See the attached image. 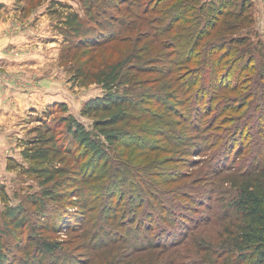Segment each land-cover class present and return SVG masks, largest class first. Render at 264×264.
Here are the masks:
<instances>
[{"label": "trees", "instance_id": "trees-1", "mask_svg": "<svg viewBox=\"0 0 264 264\" xmlns=\"http://www.w3.org/2000/svg\"><path fill=\"white\" fill-rule=\"evenodd\" d=\"M166 1H134L133 8L139 21L134 25L129 23L132 25L130 27L122 24L121 30H138L137 41L133 43L137 49L135 53L125 54L117 63L95 72L82 67L76 69L74 76H81L85 85L97 83L102 85L105 92L103 96L87 102L82 109V115L93 120L91 129L72 116L64 119L66 132L73 143L70 145L60 142L52 128L44 123L35 128L34 136L26 141L21 152L22 158L29 163L23 171L39 180L40 191L26 198L25 202L33 207L31 213L22 204L6 206L5 219L11 222L13 228L26 225L30 216L36 219L32 223H38L32 229L39 226L47 232L60 233L64 228L72 237L71 244L77 243L82 250L83 258L79 264H174L180 259L177 249L190 234L180 239H173L169 233L158 236L165 232L154 235V229L161 228L162 224L167 226L171 222L175 226L178 214L167 210L168 203L155 200L153 195L145 198L149 191L150 194L152 191L164 195L165 190L159 186L172 182V178H177L178 182L184 177L183 172L163 169L165 165L173 163L169 157V147L177 146L175 140L189 138L193 143L184 140L181 145L191 147L195 156L218 146H228L229 151L236 137L247 130L255 132L258 137L251 133L246 142L239 137V145L243 147L238 150L239 156L249 151L252 143L254 146L263 145L259 139L264 138V54L247 43L244 35L205 41L215 31L235 30L242 23H247L246 1L215 0L204 9L205 14L197 19L196 25L194 23L195 31L187 37L176 29L182 22L181 10L184 9L174 8L175 3ZM89 3L82 0L85 19H89L100 31L102 29L98 27L96 14L93 15ZM149 14H155V17L151 18ZM103 15L108 18L107 13ZM63 24L65 30L70 31L69 34L77 37L75 45L78 48L82 42H91L94 38L88 37L92 29L85 27V21L76 12L68 13ZM129 32L133 33L131 30ZM143 35L149 42L145 47H138L142 44L139 36ZM111 36L104 33L99 40H95L92 49L97 54L103 53L102 48ZM195 44L200 46V50H193ZM185 45L190 46L183 51ZM184 52H187L185 59ZM203 54L202 63L207 66V71L198 75L194 83L189 79H179L181 84L175 88L173 98L166 90L174 80L169 79L161 84L162 80L171 76L170 65L163 69L156 65L158 60L162 64L164 58L175 56L183 59L181 66L185 71L189 70L190 65H199L193 60L200 62ZM220 67L222 70L225 68V73L217 77L216 71ZM247 70H251L252 74L245 76ZM235 85L241 89L237 96L232 95ZM129 86H142L147 92L133 96ZM191 86L198 87L202 92L201 97L197 90L192 95ZM185 94L181 102L179 95ZM58 106L66 107L64 104ZM153 108L155 110L152 111ZM176 110H183L189 118H193L190 127L182 129L183 134L175 132L177 126L172 117L179 116ZM225 113L231 121L220 124L229 126L221 129L220 115ZM166 118L172 120L165 121ZM110 165L113 168L112 181H109L106 172ZM225 168L226 165L216 168L215 174L207 171L206 185H203V198L207 200L221 193L220 190L218 192V188L223 186L221 183L230 184L235 189L232 196L229 191L228 197L224 196L221 201H227V204H223L225 213L232 212L239 220L237 233L230 238V243L224 241L219 248L237 254L239 260L249 259L251 264H264V163L259 161L247 166L246 172L249 173L246 176L243 174L245 170L240 171L243 179L232 177L230 173L217 186ZM123 173L129 181V192L122 189ZM84 187L92 189L91 193L85 194ZM108 189L109 193H120L113 205L111 202L102 204L101 219L93 221L84 215L94 209L96 202L111 198L110 195L103 199V191ZM177 193L180 195L179 191ZM181 195L186 197L185 194ZM201 200L202 205H199L203 207L206 200ZM55 209L57 217L53 220L52 212ZM197 210L196 213L199 208ZM154 219L160 223L156 228ZM73 220L75 223H72ZM35 238L31 236L28 246L34 248L36 255L23 264H44L46 256H54L61 250L62 242L59 240ZM196 242L200 249L202 242L199 239ZM206 247L209 251L212 248L208 244ZM0 264H10L1 246Z\"/></svg>", "mask_w": 264, "mask_h": 264}, {"label": "rangeland", "instance_id": "rangeland-1", "mask_svg": "<svg viewBox=\"0 0 264 264\" xmlns=\"http://www.w3.org/2000/svg\"><path fill=\"white\" fill-rule=\"evenodd\" d=\"M11 1L13 2H11L12 4L9 7H7L8 4L1 3L0 10H8L7 14L11 17V24L13 25L16 23V19H18L22 24L21 30L23 31L24 29L26 35H29L31 36V39H36L38 41V43H35L32 46L29 45V48L33 51H40L45 58L46 63L43 65V74L58 80L63 83V86L59 91L51 93V95L58 98H54L52 101L48 100L40 107L34 105V107L25 110L24 128L20 140L16 143L20 150H13V152L6 157V168L0 170V246L4 253L8 255L10 264H23L29 257L31 260L33 255H36L34 248L28 246L31 236L36 237L35 240H43L44 238L50 237L53 240L61 241L62 246L61 250L57 251L54 256H46L44 264H79L83 258V255L81 254L82 250L77 243L71 244L72 237L67 234L68 232H65L64 228L60 233L47 232L39 226L32 229L33 225H38V223L34 224L36 219L32 216L27 218L28 223L23 227L13 228L11 222L6 220L3 214L6 206L14 207L19 204H22L30 213L33 211V207L28 205L25 201L27 196L37 195L39 193L40 184L39 180L34 176L24 173L23 169L27 168L29 163L22 158L21 152L25 148L26 141L34 136L35 128H37L38 125L46 123L52 128L60 142L65 144L69 143L70 145L73 143L66 132L67 123L64 119L72 116L81 122L87 129H91L93 120L88 116L82 115V109L87 102L103 96L105 92L102 85L97 83H89L88 85H85L81 76H74L76 69L82 67V69L86 68V70L89 69L91 72H95L102 68L109 67L113 63H117L125 57V54L130 55L137 51V49H135L136 46L133 43L137 41L135 37L137 36L138 30H132L131 28H128V30L126 28L123 29V31L121 30L122 24L130 27L139 21L137 19L136 10L133 8L135 0H86V3L90 1L89 4L93 9V15L96 14L97 22L99 23L98 25H100L98 27H101L102 29L100 31L95 25L90 23L89 19H85L82 0ZM149 1L151 0H140V2L145 3H148ZM214 1L215 0H167L166 3H175L174 8L182 7L184 9L181 10L182 22L176 29L187 37L188 34L195 31L194 23L196 25L197 19L205 14L206 10L204 9ZM245 1L248 4V22L244 24L242 23L238 29L235 30H226L222 33L215 31L205 41H213L215 39L219 41L230 38L234 35L235 37L244 35L248 39L247 43L253 45L260 54H264V0ZM121 2L124 4H121ZM193 9H195V12ZM133 10H135V12H133ZM71 11L76 12L79 17L85 21V27H89L93 31L88 35L89 38L92 36L94 37L91 39V42H86L88 44L82 42L79 48L75 45L77 37L69 34L70 31L67 32L63 24L66 20L67 14ZM104 12L108 14V18L104 17ZM7 14L6 12H3L4 16ZM151 15L149 14V17H155V14ZM131 21L135 22L132 23ZM147 21H150L149 18ZM11 30L15 33V30L17 29ZM129 30L133 31V33L129 32ZM102 31L112 36L108 41L106 40L107 44L105 46L103 45L104 47L102 46L103 53L97 54V51L92 49V45L95 43V40H99L98 38L104 34ZM139 40L142 41V44L138 45V47L143 45L145 47L149 42L144 35L139 36ZM184 41L186 43V38ZM153 46L154 49H156V45L153 44ZM189 46L190 45H185L182 50H188ZM100 50L101 48L98 51L100 52ZM193 50H200V46H194ZM10 52L17 55L18 50L13 48ZM203 56L204 54L200 56V62L193 60V62L199 65L194 67L193 65H190L188 66L189 70L187 69L185 71H183L184 67L181 66V63L183 62V59L187 58V52H184L182 60L175 56L166 59L164 58L162 64L161 61L158 60L159 63L156 65L159 67L162 66L163 69L170 65L169 71L171 76L162 80L161 84L167 83L169 79L174 80L173 83H170V85L167 86L166 90L173 98L175 96V88L179 87V84H181L179 79H189L191 83H194L198 75L207 71L205 69L207 66L202 63ZM89 59L91 60L89 61ZM224 71L225 68L222 70L220 67V69L216 71V74H218L217 77L224 75ZM248 74H252V71L247 70L245 76ZM128 88L130 89V94L133 96H139L147 92V89L142 86L140 88L129 86ZM196 90L197 94L201 97L202 92L198 87L193 88L191 86L192 95ZM239 93H241V89L240 87L237 88L235 85V90L232 95L237 96ZM179 97L182 102L185 99L186 94L179 95ZM35 103L36 105L39 104V102ZM59 104H64L66 106L65 109L59 107ZM153 110H155V108H153L152 111ZM177 112H179V116L175 115L172 117L177 126V131L175 132L180 131L183 134L182 129L189 128L190 123L192 124L191 120L193 118L191 116L189 118V115L183 110L182 112H184V114L179 110H176V114ZM227 116V113L220 115L219 125L231 121V118ZM172 118H166L165 121H167V119L172 120ZM221 125V129H227L229 127ZM251 133H253L255 137H258L255 132L247 130L241 136L236 137V141L229 151L228 146H218L214 150H209V152L195 156L196 154L191 151V147L181 145L185 140L183 138L175 140V145L177 146L169 147V157L173 163L165 165L163 169L167 172H183L185 173L184 177L178 182H176L177 178H172L170 179L172 182L163 183L159 186L161 189L165 190L164 195L153 193L152 191L150 194L149 191L145 198L149 199V197L153 195V197L156 198L155 200L162 201L166 204L168 203L167 210L172 211L174 214H178V216L175 217L177 223L175 226L170 222L167 226L162 224V227L160 228L157 227L159 226L158 224H160L157 223L158 219H154L155 228L157 227L152 232L154 235L158 234V232H165L158 236L162 237L169 233L172 234L173 239H180L183 235L190 234L187 240L177 249L180 259L176 261V263L251 264L249 259L239 260L237 254H231L230 252H225L219 248L220 243L224 241L228 243L231 242L230 238L237 233V227L239 224V220H237L232 212L225 213L226 207L224 208L223 204H227V201H221L224 196L228 197L229 191L232 196L235 193V189H232L230 184L221 182L224 177L230 173H232V177L243 179L244 176L249 173L246 172L247 166H251L254 162L259 161H261V164L264 163V138L259 139V142L263 145L254 146L252 143L251 147L248 148L249 151L245 154L242 156L237 154L239 153L238 150L243 149V147L239 145V139L243 138V141L246 142L248 139L247 136ZM188 139L189 138L185 140L186 143H193ZM219 148H222L223 150H220ZM192 160L194 163H192ZM114 164L112 166H114ZM225 165L226 168L220 175V179L216 184L217 186L220 185V183L223 185L218 188V192L220 190L221 193H218V195L210 200L203 198V188L205 187L203 185H206L204 183L207 180V171L215 174L214 170L216 168H221ZM112 166L111 168L106 169V172L109 174V181L113 180ZM231 167H233V169ZM240 171H244V176H240ZM235 172L237 174H235ZM147 178L149 179L148 176ZM122 179L124 184L122 187L123 191L129 192V181L124 173L122 174ZM91 191L92 189L84 187L85 194L91 193ZM108 191L109 189L103 191V199L110 197V195L111 198L103 200V202H96L94 204V209L84 215H88L93 221L97 219L100 220V208L103 209L102 204H110L111 202L113 205L117 199L115 197L120 193L110 190L113 192V195ZM178 191L180 192V195L177 193ZM181 194H185L186 197ZM153 197L151 198L153 199ZM201 199L206 200L203 207H201L203 202ZM200 203L201 205H199ZM50 208H53V206H50ZM198 208L199 212L196 213ZM55 212L56 209L52 212L51 219L53 220L57 217ZM149 212H151V210ZM32 221L34 222L32 223ZM74 221L75 220H73L72 223H75ZM198 239L203 244L200 249L195 244ZM207 244L212 246L210 251L206 247Z\"/></svg>", "mask_w": 264, "mask_h": 264}, {"label": "crops", "instance_id": "crops-1", "mask_svg": "<svg viewBox=\"0 0 264 264\" xmlns=\"http://www.w3.org/2000/svg\"><path fill=\"white\" fill-rule=\"evenodd\" d=\"M11 2L0 0V4H8L7 7ZM3 12L7 14L8 10H0V170L6 168V157L19 149L16 143L24 128L25 110L58 98L51 93L63 86L43 74L45 58L40 51L29 48L38 41L21 30L18 19L12 25L11 17L4 16ZM11 29L17 30L14 33ZM13 48L18 50L17 55L10 52Z\"/></svg>", "mask_w": 264, "mask_h": 264}]
</instances>
